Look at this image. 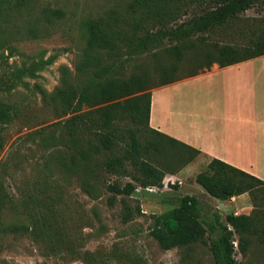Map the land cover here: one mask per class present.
<instances>
[{
    "label": "trees",
    "instance_id": "1",
    "mask_svg": "<svg viewBox=\"0 0 264 264\" xmlns=\"http://www.w3.org/2000/svg\"><path fill=\"white\" fill-rule=\"evenodd\" d=\"M23 2L0 0V15L14 8L20 11ZM256 5L264 8V0H133L127 5L126 17L111 10L85 19V48L77 67L82 79L75 80L62 66L61 85L52 92H41L43 102L59 120L44 140L53 148L50 158L55 168L76 176L83 191L96 198L98 157L106 153L100 165L108 174L123 175L129 163L132 182L105 186L111 194L108 205L113 206L115 196H132L137 187L161 186L165 174L178 173L190 164L201 155L199 150L149 126L150 90L193 78L213 65L222 69L264 56V19L239 22L240 15ZM189 7H193V15L177 22L182 10ZM47 14L42 13L48 22L63 17L60 9ZM246 33L248 40L235 43V36ZM145 56L152 62V73L140 61ZM127 60L140 61V65L123 78L119 68ZM152 74L155 85L150 83ZM13 108L0 102V125L14 120ZM35 132L33 135L40 131ZM195 183L221 202L245 194L252 209L227 214L224 221L217 212L208 218L207 206L186 195L178 206L152 217L149 234L162 250H188L205 244L214 264H239L234 250L242 253L248 237L256 238L264 248V181L211 159L195 176ZM48 214L29 210L24 227L42 244L56 236ZM133 215L125 206L123 221H130ZM234 235L238 236L236 247Z\"/></svg>",
    "mask_w": 264,
    "mask_h": 264
},
{
    "label": "rangeland",
    "instance_id": "2",
    "mask_svg": "<svg viewBox=\"0 0 264 264\" xmlns=\"http://www.w3.org/2000/svg\"><path fill=\"white\" fill-rule=\"evenodd\" d=\"M131 1L24 0L20 11L14 8L0 15V102L14 107V120L0 125V264H214L208 245L162 250L149 234L152 217L178 206L186 195L195 196L207 206L208 218L217 212L225 220L229 211L220 206L222 202L216 200L218 204L195 183V176L205 170V157L199 155L178 173L165 174L161 186H154L158 189L137 187L132 196H115V204L109 206L111 194L105 186L132 182L129 163L123 175L108 174L100 165L106 153L98 157L96 198H91L76 176L55 168L50 158L53 148L44 144L54 130L52 125L59 120L43 102L41 92H52L61 85L62 66L75 80L82 79L77 71L86 39L82 22L111 10L126 17ZM57 9L63 12L61 19L48 22L42 15ZM182 11L177 22L193 15V7ZM262 19L264 8L256 5L241 14L239 22L249 24ZM247 36L248 33L235 36V43L243 44ZM216 39L222 41L220 37ZM140 61L152 73L150 58L145 56ZM140 61L123 62L120 76H130ZM207 72H214L211 78L215 81L223 77L215 67L200 74ZM150 79L155 85L156 76L152 74ZM208 87L205 82L193 85V80L182 84V106L193 112L194 101ZM157 89L152 88L151 94ZM158 94L159 90L155 92ZM262 100L259 94L258 110L262 109ZM35 131L40 132L33 135ZM245 199L251 211L249 196ZM125 206L134 213L128 222L123 221ZM29 210L49 211L52 233L56 234L52 242L42 244L24 230ZM232 239L237 244L238 236ZM248 239L242 253L234 250L235 260L239 264H264L263 245L254 237Z\"/></svg>",
    "mask_w": 264,
    "mask_h": 264
},
{
    "label": "crops",
    "instance_id": "3",
    "mask_svg": "<svg viewBox=\"0 0 264 264\" xmlns=\"http://www.w3.org/2000/svg\"><path fill=\"white\" fill-rule=\"evenodd\" d=\"M212 67L223 72L219 81L211 78L214 72H207L160 87L157 96L154 91L149 126L199 150L207 163L218 159L264 181V56L222 69ZM190 80L196 86L210 85L194 101L193 112L182 106L180 95V86ZM259 94L263 104L258 110ZM246 196L220 206L228 214L247 212Z\"/></svg>",
    "mask_w": 264,
    "mask_h": 264
},
{
    "label": "built area",
    "instance_id": "4",
    "mask_svg": "<svg viewBox=\"0 0 264 264\" xmlns=\"http://www.w3.org/2000/svg\"><path fill=\"white\" fill-rule=\"evenodd\" d=\"M171 180V179H170ZM172 181V183H174L175 181H173V180H171ZM169 182V181H168ZM180 182L178 181V184H179ZM155 189L156 187H148V188H145V189H147L148 191L149 190H151V189ZM156 189H158V188H156ZM237 246V244H235V247Z\"/></svg>",
    "mask_w": 264,
    "mask_h": 264
}]
</instances>
